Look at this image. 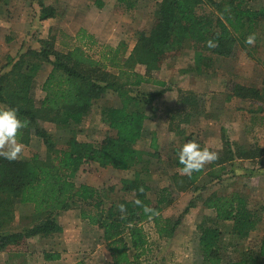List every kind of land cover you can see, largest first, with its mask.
I'll list each match as a JSON object with an SVG mask.
<instances>
[{
  "label": "trees",
  "instance_id": "1",
  "mask_svg": "<svg viewBox=\"0 0 264 264\" xmlns=\"http://www.w3.org/2000/svg\"><path fill=\"white\" fill-rule=\"evenodd\" d=\"M96 3L99 7L104 6L101 0ZM255 3V0H162L157 5L152 29L137 33V42L125 61L118 55L121 50L127 51L125 44L102 54L107 64L92 57L88 50L97 41L84 29L76 38L64 33L73 43L67 45L66 51L58 50L56 38L50 37L41 41L40 49H29L17 59H10V69L0 75V108L16 109L18 118L25 123L18 131L20 143L28 146L32 136H36L42 140L47 152L43 158L37 154L14 161L0 157V226L17 204L32 205L40 220L35 227L22 232L0 233V253L20 248L28 239L63 232L57 222L58 216L76 207L83 208L82 219L103 231L102 239L113 264H141L149 247V237L143 227L147 223L154 224L159 237L170 236L182 221V216L174 221L162 215L164 206L171 203L172 189H159L153 199L150 197L152 188L147 182L152 172L150 159L159 150L157 136L153 134L149 146L154 154L138 148L150 119L146 108L162 97L165 90L139 92L132 96L130 88L149 83L165 86L152 77L153 72L162 67L165 59L187 47L194 51L197 70L204 73L211 70V65L205 62L208 59L212 62L211 56L229 58L241 50L247 57L255 59L264 41V6L256 7ZM118 4L132 11L137 0H118ZM55 17L53 7L42 5V20ZM249 38L253 43H248ZM209 41L213 47H209ZM138 64L145 67L144 74L134 70ZM262 65L264 67V60ZM46 66L51 70L42 85L45 96L37 105L32 94L37 77ZM109 66L117 72L109 71ZM110 90L120 98V105L102 108L107 135L99 143L79 140L78 128L90 116L94 104ZM229 91L228 100L264 101V90L255 87L235 84ZM193 102V96L182 97L175 114L182 115ZM42 122L53 124L59 131L67 130L63 141L44 129ZM184 132L182 130L181 134ZM263 155L264 149L260 147H238V151H234L226 142L218 159L191 177L180 173L183 165L176 158L175 180L184 183L182 188L197 190L202 180H220L227 173L226 163H232L235 157L253 160ZM87 163H96L103 169H135L133 178L122 181L123 191L131 194L132 199L123 198L108 207L102 189L76 183L78 173ZM203 204L215 212L217 224H232V235L238 241L249 239L257 229L258 214L250 209L247 198L239 192L211 195ZM194 205L191 202L183 215ZM84 207H91L95 212L92 209L86 211ZM221 237L219 228L201 227L203 264L223 263L219 249ZM43 257L47 262L59 261L62 254L49 251L44 252ZM233 264H264V240L256 255Z\"/></svg>",
  "mask_w": 264,
  "mask_h": 264
},
{
  "label": "rangeland",
  "instance_id": "2",
  "mask_svg": "<svg viewBox=\"0 0 264 264\" xmlns=\"http://www.w3.org/2000/svg\"><path fill=\"white\" fill-rule=\"evenodd\" d=\"M10 1L11 4L7 5L0 3V75L10 69V59H17L29 49H40L41 41L50 37L56 38L58 50L66 51L69 48L67 45L72 46L73 43H70L64 33L76 38L81 29L94 35L97 41L91 49L87 48L92 57L103 60L102 54H106L110 48L117 49L125 44L127 51L121 50L118 54L125 61L134 49L137 33L152 29L157 5L162 0H137V6L132 11H127L117 0H104L103 7L98 6L97 0ZM255 2L256 7L264 6V0ZM42 5L53 7L56 17L42 20ZM3 18L7 19V23L2 21ZM194 57V51L187 47L165 59L162 67L152 74L154 79L165 83V86L149 83L130 88L132 96L165 90L162 97L146 108L150 119L147 121L145 137L138 148L154 154L149 146L153 134L157 136L159 150L150 159L152 172L147 178L152 188L150 197L155 199L159 189L171 187V203L164 206L162 215L174 221L182 216L181 223L170 236L159 237L152 223L143 226L149 237V247L147 254L140 260L141 264H203L201 227L215 226L220 229L222 264H233L256 255L264 240V155L253 160L235 157L232 163H226L227 173L220 180H202L197 190L182 188L184 183L175 180L178 171L175 159L189 138L217 155L223 151L226 142L232 145L234 151H238V147L264 149V101L227 98L229 90L235 84L264 90V41L259 46L255 59L247 57L241 50H237L229 58L211 56L212 62L205 59L211 65L208 73L197 70ZM104 63L107 64L108 61ZM50 70V66H46L37 77L32 94L37 105L45 96L42 85ZM108 70L117 72L111 66ZM134 70L145 73V67L139 64ZM185 96H193L196 104L193 102L182 115H177L175 111L180 108L178 102ZM119 99L110 90L102 100L94 104L89 112L90 116L78 128L81 133L78 135L79 140L86 143L101 142L108 130L101 116L102 108L106 105H120ZM41 126L56 139L59 138V141H63L68 132L59 131L51 123L42 122ZM182 130L185 131L183 134ZM24 146L19 159H29L35 154L42 158L46 156V147L36 136H32L30 145ZM134 175L135 169H103L96 163H87L75 181L102 189L106 193L105 199L109 207L120 199H132L131 194L123 191L122 181L133 178ZM234 191L243 194L250 209L258 214L257 229L244 241H238L232 235L230 222L217 224L215 212L203 204L211 195H227ZM191 202L195 205L190 208L189 213L183 215ZM82 209L76 207L58 216L57 222L62 226L63 232L45 237L44 240L40 237L28 239L20 248L4 252L5 255L0 256V264H44L43 253L48 250L58 252L59 247L64 248L61 245L66 240L69 241L67 248L70 251L65 258L67 264L75 259L74 264H113L102 239L103 231L97 225L82 219ZM84 209L91 211L92 208ZM92 211L95 212V209ZM36 216L32 205L17 204L11 209L4 225L0 226V233H17L33 228L40 221Z\"/></svg>",
  "mask_w": 264,
  "mask_h": 264
},
{
  "label": "clouds",
  "instance_id": "3",
  "mask_svg": "<svg viewBox=\"0 0 264 264\" xmlns=\"http://www.w3.org/2000/svg\"><path fill=\"white\" fill-rule=\"evenodd\" d=\"M248 43H253L249 38ZM209 41V47H213ZM25 127L17 115V110L12 108H0V157L8 161H14L20 158L24 145L17 140L18 131ZM218 159L214 151L202 148L195 141H189L183 144L178 153V163L183 165L179 169L182 175L191 177L193 173L201 171L205 165L211 164Z\"/></svg>",
  "mask_w": 264,
  "mask_h": 264
},
{
  "label": "crops",
  "instance_id": "4",
  "mask_svg": "<svg viewBox=\"0 0 264 264\" xmlns=\"http://www.w3.org/2000/svg\"><path fill=\"white\" fill-rule=\"evenodd\" d=\"M118 1V0H117ZM9 2V3H8ZM102 2L104 3L105 1L104 0H102ZM0 3H4V4H11V1L10 0H0ZM3 22H6L7 21V19L6 18H3V20H2ZM7 23V22H6ZM86 165V164H85ZM42 240H44V238L45 237H40ZM30 240V239H29ZM28 240V241H29ZM67 242H69V241H65V243H62V245L61 246H63L64 248H62V247H59V249L57 250V249H55V250H57L59 253H61L62 254V258H61V260H59V261H52V262H47V261H45L44 260V264H67V261H65V258L67 257V252L68 253H70V251H69V249L67 248V246H68V243ZM62 248V249H61ZM47 251V250H46ZM49 251V250H48ZM47 251V252H48ZM7 252H9V251H7ZM3 255H5V253H0V256H3ZM6 261V260H5ZM76 262V259L72 262V263H68V264H74ZM13 263V262H12ZM6 264H7V262H6ZM14 264V263H13Z\"/></svg>",
  "mask_w": 264,
  "mask_h": 264
}]
</instances>
